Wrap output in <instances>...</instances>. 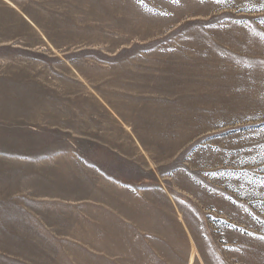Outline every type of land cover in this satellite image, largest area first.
<instances>
[{"label": "rangeland", "instance_id": "1", "mask_svg": "<svg viewBox=\"0 0 264 264\" xmlns=\"http://www.w3.org/2000/svg\"><path fill=\"white\" fill-rule=\"evenodd\" d=\"M260 17L0 0V264H264Z\"/></svg>", "mask_w": 264, "mask_h": 264}, {"label": "snow or ice", "instance_id": "2", "mask_svg": "<svg viewBox=\"0 0 264 264\" xmlns=\"http://www.w3.org/2000/svg\"><path fill=\"white\" fill-rule=\"evenodd\" d=\"M139 3H143L144 0H138ZM173 3H178L179 0H172ZM216 3L220 4V3H224L225 0H215ZM260 7L264 8V0H260ZM250 10H256V9H250ZM259 22L264 23V17H260L257 18ZM264 127V126H262ZM215 151H220V149H214ZM248 151H252V149H248ZM206 175H208V173H205ZM211 175L213 176H217V175H223V172L220 173H212ZM259 184L261 187H264V179H260L259 180ZM231 199V198H229ZM251 235V234H250ZM259 239L264 240V236L259 237Z\"/></svg>", "mask_w": 264, "mask_h": 264}]
</instances>
